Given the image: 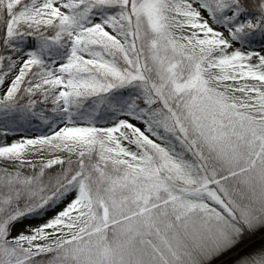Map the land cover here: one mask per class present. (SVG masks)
I'll list each match as a JSON object with an SVG mask.
<instances>
[{
  "label": "snow or ice",
  "instance_id": "6c2138e0",
  "mask_svg": "<svg viewBox=\"0 0 264 264\" xmlns=\"http://www.w3.org/2000/svg\"><path fill=\"white\" fill-rule=\"evenodd\" d=\"M0 264H264V0H0Z\"/></svg>",
  "mask_w": 264,
  "mask_h": 264
}]
</instances>
